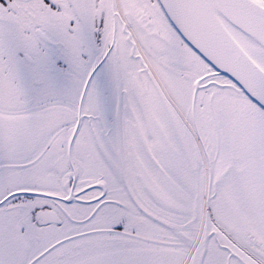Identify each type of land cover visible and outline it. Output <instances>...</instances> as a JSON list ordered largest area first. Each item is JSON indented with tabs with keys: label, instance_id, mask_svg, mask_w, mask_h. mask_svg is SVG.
<instances>
[{
	"label": "snow or ice",
	"instance_id": "1",
	"mask_svg": "<svg viewBox=\"0 0 264 264\" xmlns=\"http://www.w3.org/2000/svg\"><path fill=\"white\" fill-rule=\"evenodd\" d=\"M0 264H264V0H0Z\"/></svg>",
	"mask_w": 264,
	"mask_h": 264
}]
</instances>
